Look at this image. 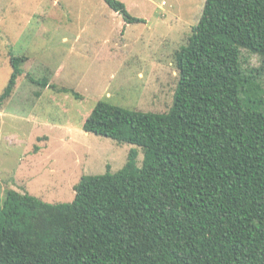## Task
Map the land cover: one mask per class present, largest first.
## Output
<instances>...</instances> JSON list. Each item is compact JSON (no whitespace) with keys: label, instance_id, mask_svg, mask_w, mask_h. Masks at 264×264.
Segmentation results:
<instances>
[{"label":"trees","instance_id":"1","mask_svg":"<svg viewBox=\"0 0 264 264\" xmlns=\"http://www.w3.org/2000/svg\"><path fill=\"white\" fill-rule=\"evenodd\" d=\"M104 1L126 25L145 22L122 1ZM242 49L264 56V0H206L176 53L169 112L100 101L83 130L134 145L128 162L83 176L71 203L8 191L0 264H264V87ZM25 60L11 56L0 105Z\"/></svg>","mask_w":264,"mask_h":264},{"label":"rangeland","instance_id":"2","mask_svg":"<svg viewBox=\"0 0 264 264\" xmlns=\"http://www.w3.org/2000/svg\"><path fill=\"white\" fill-rule=\"evenodd\" d=\"M120 1L145 22L126 25L104 0H0V96L11 56L26 58L14 93L0 105V208L10 190L71 203L83 176L124 168L134 145L83 130L100 101L137 112L171 109L176 53L206 0ZM242 63L264 87V56L242 49Z\"/></svg>","mask_w":264,"mask_h":264}]
</instances>
